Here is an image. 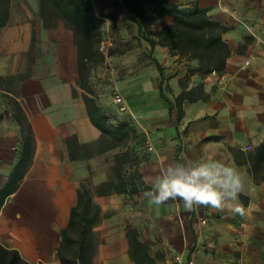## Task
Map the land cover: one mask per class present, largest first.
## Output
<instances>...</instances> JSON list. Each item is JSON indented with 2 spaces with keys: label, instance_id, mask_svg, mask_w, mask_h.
<instances>
[{
  "label": "crops",
  "instance_id": "0c3cea01",
  "mask_svg": "<svg viewBox=\"0 0 264 264\" xmlns=\"http://www.w3.org/2000/svg\"><path fill=\"white\" fill-rule=\"evenodd\" d=\"M213 2L200 0V5ZM225 2L224 8L212 5L213 17L227 26L223 38L231 51L224 70L205 77L191 74L185 86L201 83L203 98L183 100L178 115L175 108L169 113L160 96L158 76L127 78L120 90L129 108L143 110L139 124L153 146H145L139 164L143 180L167 163L219 160L238 168L245 179L239 200L246 216L204 207L188 212L180 200L153 206L144 197L143 214L121 232L118 222L108 221L121 193L94 194L102 217L93 226L96 247L90 264L105 251L115 253L117 264H135L127 252L129 229L148 245L156 264L190 251L194 264H239L237 257L240 264H264V0ZM149 49L154 60L169 66L165 47ZM0 77L7 82L0 85V264H6L8 250L29 264H62L60 232L69 223L78 188L90 179L87 186L93 190L108 179L113 156L123 147L98 150L101 132L83 100L87 92L80 86L73 32L61 18L45 25L39 0H11L9 20L0 26ZM177 77L168 80L170 99L183 89ZM105 114L117 122V115ZM126 118L132 121L135 115ZM10 178L16 186L1 197ZM104 234L110 235L107 243Z\"/></svg>",
  "mask_w": 264,
  "mask_h": 264
},
{
  "label": "trees",
  "instance_id": "16d2710c",
  "mask_svg": "<svg viewBox=\"0 0 264 264\" xmlns=\"http://www.w3.org/2000/svg\"><path fill=\"white\" fill-rule=\"evenodd\" d=\"M39 2L45 25L61 18L65 26L73 32L79 53L80 86L87 92L83 94V100L91 122L101 132L97 141L98 150L104 151L118 145L123 147L113 156L112 174L108 179L98 183L93 190L85 184L80 185L77 190V201L71 208L69 223L60 232L57 256L62 264H90L96 247L93 226L102 217L101 208L93 201V195L118 192L133 196L149 188L139 171V164L144 158L143 152L140 153L144 133L139 131L131 119L117 120L115 123L108 121L105 112L109 113L110 109L109 107L102 109L96 102V94L89 83L91 70L101 65L106 55L114 53L110 49L104 52L101 48L104 39V19L113 15L97 14L93 0H39ZM10 5L11 0H0V26L9 20ZM121 6L128 12V18L137 23L138 31L143 34L144 40L151 48L161 45L178 58L196 61L195 64H187L188 74L195 73L205 77L213 70L217 74L223 72L226 58L231 51L223 38L227 26L212 17L207 6H201L198 2L185 6L170 3L168 0H121ZM166 16L170 17L169 22L155 25ZM150 25L155 26L153 29H145ZM155 65L160 71L161 66L157 60ZM2 80L4 78L0 77V81ZM162 84L160 81L159 94L168 102L169 113L175 108L180 115L183 100L204 97L201 83L187 89L185 88L187 84L181 79L180 85L183 89L173 99L165 95ZM94 145L95 142L84 147L90 148ZM89 151L90 149L88 154ZM13 182L14 179L10 178L8 189L1 192V197L14 190L16 185ZM126 239L128 255L135 264H156V258L150 254L148 245L138 239L133 229L126 232ZM8 252L10 255L8 260L2 262L29 264L19 258L16 250Z\"/></svg>",
  "mask_w": 264,
  "mask_h": 264
},
{
  "label": "rangeland",
  "instance_id": "374dc122",
  "mask_svg": "<svg viewBox=\"0 0 264 264\" xmlns=\"http://www.w3.org/2000/svg\"><path fill=\"white\" fill-rule=\"evenodd\" d=\"M94 9L97 14L108 13L113 15V17H107L103 22V41L101 43V48L105 52L107 50H113L112 55H106L105 61L91 70L89 76V83L94 89L96 98L103 102L105 107H109L110 115H117V120L123 119L124 114L131 116V112L134 113L135 118H132L136 127L142 133H145L142 125H140L141 117L139 114H142V109H131L128 107L125 99L126 96L121 92L120 86L123 83H126L127 78L131 77H152L158 76L163 85V92L168 97L167 92H172V88L169 84V78L176 77L178 75V83L180 85L181 79L187 85L192 81L191 74L187 69V64H195V60H187L184 57L178 58L176 55L171 54L167 48V53L170 55V61L168 67L164 64L165 60L162 59L164 65L160 63L161 70L157 68L154 64L155 60L152 56V50L149 49L148 43L144 40L143 34L141 35L138 31L137 23L128 18V12H126L121 6V0H93ZM173 1L178 4L185 6L192 5L194 2L200 4V0H168V2L173 3ZM212 1V0H211ZM213 4L219 7H225V0H213ZM212 4V5H213ZM207 6L208 13L213 14L215 7ZM213 17V15H212ZM165 22L161 20L155 25ZM155 25H150L145 29H153ZM164 47V46H162ZM153 49V48H152ZM152 66H149V65ZM213 73V72H210ZM216 73V72H215ZM188 77V78H187ZM158 83V82H157ZM7 82L4 80L0 81V85H6ZM114 93H120L123 96L124 103L126 108L121 110L119 104H117L114 99ZM131 109V110H130ZM143 144L140 146V153L145 149V146L150 142L148 138L142 139ZM107 158L105 159L106 164ZM112 165L110 166L109 174H112L111 170ZM91 183L90 179L87 180V185ZM144 192V191H143ZM143 192L127 196L126 194L121 193L119 200L113 201V207L110 208L113 216L109 218V225H118L120 226L121 232L127 227L134 224L136 219L143 214ZM110 235L104 234L103 241L107 243L109 241ZM120 255H123V251H120ZM99 259L97 264H117L119 260L111 254L110 251H105L103 254L98 255ZM116 257V260H113V257ZM122 260H120L121 262Z\"/></svg>",
  "mask_w": 264,
  "mask_h": 264
},
{
  "label": "clouds",
  "instance_id": "9594fccd",
  "mask_svg": "<svg viewBox=\"0 0 264 264\" xmlns=\"http://www.w3.org/2000/svg\"><path fill=\"white\" fill-rule=\"evenodd\" d=\"M144 183L149 190L143 196L153 206L180 200L188 212L204 207L246 216L239 200L245 192V179L238 168L219 160L167 163L156 174L145 176Z\"/></svg>",
  "mask_w": 264,
  "mask_h": 264
},
{
  "label": "built area",
  "instance_id": "2783aa9c",
  "mask_svg": "<svg viewBox=\"0 0 264 264\" xmlns=\"http://www.w3.org/2000/svg\"><path fill=\"white\" fill-rule=\"evenodd\" d=\"M212 72L215 73L214 70ZM113 99L117 104H119L121 110L126 108V105L123 100V96L120 93H114ZM152 148L153 146L149 144L148 149H152ZM200 221L202 223H205L206 219L201 218ZM241 260H242L241 257L236 258V262L239 264L241 263ZM158 264H194V258L192 256L191 251L187 254L179 252V253H175L172 257H165L159 260Z\"/></svg>",
  "mask_w": 264,
  "mask_h": 264
}]
</instances>
